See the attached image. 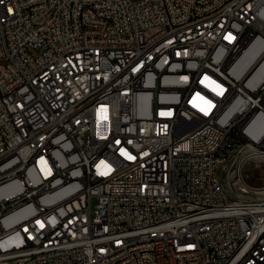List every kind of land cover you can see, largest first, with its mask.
Wrapping results in <instances>:
<instances>
[{"label": "built area", "instance_id": "obj_1", "mask_svg": "<svg viewBox=\"0 0 264 264\" xmlns=\"http://www.w3.org/2000/svg\"><path fill=\"white\" fill-rule=\"evenodd\" d=\"M253 146L264 0H0V264H264Z\"/></svg>", "mask_w": 264, "mask_h": 264}, {"label": "rangeland", "instance_id": "obj_2", "mask_svg": "<svg viewBox=\"0 0 264 264\" xmlns=\"http://www.w3.org/2000/svg\"><path fill=\"white\" fill-rule=\"evenodd\" d=\"M260 148L262 151H264V148ZM261 156L262 158L260 159ZM238 158L242 166L246 165L245 172L242 171V174L246 181H249L250 183L258 187L264 186V152L257 156H252L250 155V152H248L247 155H239Z\"/></svg>", "mask_w": 264, "mask_h": 264}, {"label": "bare ground", "instance_id": "obj_3", "mask_svg": "<svg viewBox=\"0 0 264 264\" xmlns=\"http://www.w3.org/2000/svg\"><path fill=\"white\" fill-rule=\"evenodd\" d=\"M264 148V146H253L250 147L248 149V152H250V155L254 156V155H259L261 154L262 151L261 148ZM241 158V157H239ZM238 156H234V164H229V178H237L238 177V166H242V164L239 161ZM245 158V157H244ZM253 158V157H252ZM262 158V156L260 157V159ZM240 184L241 185H248V182L246 181V179L244 178L242 171L240 173ZM255 237H264V223L261 227V229L255 230Z\"/></svg>", "mask_w": 264, "mask_h": 264}, {"label": "crops", "instance_id": "obj_4", "mask_svg": "<svg viewBox=\"0 0 264 264\" xmlns=\"http://www.w3.org/2000/svg\"><path fill=\"white\" fill-rule=\"evenodd\" d=\"M245 172V171H244ZM246 177V176H245Z\"/></svg>", "mask_w": 264, "mask_h": 264}]
</instances>
